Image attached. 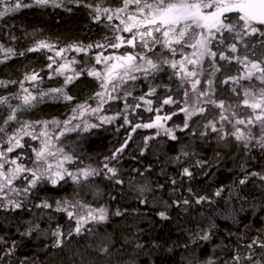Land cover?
Wrapping results in <instances>:
<instances>
[{
    "label": "trees",
    "instance_id": "1",
    "mask_svg": "<svg viewBox=\"0 0 264 264\" xmlns=\"http://www.w3.org/2000/svg\"><path fill=\"white\" fill-rule=\"evenodd\" d=\"M25 2H30V0H25ZM4 3L6 2H0V13L4 12ZM96 7L108 8L110 12L114 13L117 8L123 7V2L122 0H80L78 5L76 0H62L61 7L34 5L15 12L9 11L7 15L0 17V82H2L0 83V99L7 98V104H0V126L11 111L8 105L17 108L22 106L23 96L26 94L24 89H27L28 93L37 97V101L33 102L34 107L18 111V119L22 122L32 123L34 128L29 131H33V134L44 130L43 125L36 122L48 121L47 131L53 144L56 147H62L64 153L73 156L72 163L65 162L64 164L65 168L73 171L89 166L102 169L103 163L107 162L105 158H110L113 155L115 149L124 143L129 133L132 136L124 152L119 154L116 160H111L110 163V166L117 168L118 175L124 180V184L116 185L102 176H96L82 185H76L66 177L65 181H61L56 187L50 183L42 184L38 190H33L36 195L30 197L29 207L47 199L49 202L56 200L79 201L83 207L73 209L77 214H85L89 209L105 208L109 217L107 223L89 222L84 225L85 229H93L96 233L95 236L85 231L82 236L71 237L64 249H52L51 247L45 249L43 245L51 244V239L37 238L35 235L25 238L19 236L15 230L17 223L23 225L25 221L36 219V216L28 212H0V217L8 215L17 218L7 222L0 219V225H2L0 227V250L13 251L11 257L5 256V261L7 264H20L25 260L28 261V264H73V262L81 264V258L74 253L79 251L87 255L85 249L88 243L95 246L101 237L110 234L113 238V246L110 249L113 253L112 264H124L130 259L136 260V264H184L182 257H194L198 264H204L209 259L213 260L215 264H222L231 255L230 251L220 246L229 231L239 234L245 231V225L250 223L252 230L248 232L249 237L264 230V211L259 208L256 209L255 215L251 208L239 214L237 219L241 221L240 223L229 218L225 211L226 205H234L237 209L240 207L234 197L231 200L228 197V189L240 175V164H246L250 170L260 171L264 167V153L253 149L249 153L253 159L249 160L237 147L236 142L229 137L232 147L223 150L224 154L218 161L219 166L211 168L208 176L200 175V169H195L196 179L190 182L196 192L202 195H210L218 187L225 188L221 197L214 198L216 203L212 207L216 211L196 206L191 210V216H182L176 209H169L172 218L168 221L161 220L157 212L164 209L163 201H170L177 195H188L186 188L189 182L187 178L180 176L182 168L196 158L212 161L215 156L216 141L209 140L208 143L202 144L188 130H180L186 119L181 109L193 103L196 93L192 92L190 82L181 80L183 73H180L179 66L175 70L164 66V71L156 74L155 77L148 75L145 78L144 73H136L138 78L135 81H128L112 93L113 96H119L120 99L107 100L98 113H93L90 110L99 106V98L95 94L103 91L100 87V80L87 75V72L93 69L103 74L104 64H96L95 57L98 54L115 57L137 53L127 44L118 49L109 46L110 43L116 42L117 35L123 36L125 40L131 37L126 32L116 31L117 26L122 29L123 25L115 16L111 22L106 19L96 22L93 19L96 15L93 9ZM128 14H135L134 5L128 8L127 13H120V16L126 19ZM103 15L101 13V16ZM41 42L51 46L50 50L49 48H38ZM97 44H103L105 47H97ZM90 45L91 47H89ZM76 47L85 51L77 52L74 50ZM154 47L157 52L176 61H180L183 55H191L193 52L191 48H180V46L174 45L178 51L173 56L167 50L162 49L159 44ZM33 48H37V50L30 51ZM9 50L11 51L9 52ZM58 51H61L59 56L56 55ZM143 51H138V53H143ZM225 54L231 55L227 49H225ZM148 55L151 57L154 53L150 52ZM50 57L51 59H49ZM217 61L218 65H223V67L220 72L215 73L213 78L216 90L214 98L224 100L226 107L230 104L231 110L237 112L240 118H245L246 115L251 114V109L242 104L243 91L238 89L239 94L233 93L234 85L221 83L227 76L240 75L243 69L235 62L229 64L226 61H219L218 56ZM113 62L115 61L109 63ZM140 63L143 62L140 61ZM61 66L63 67L61 68ZM185 66L190 70L193 69L192 65L186 64ZM65 67H69L75 72L74 77L81 70H83V74L78 79L74 78L71 83L66 84V76L61 75ZM203 67L205 71L198 77L192 78L201 80L198 90L207 89L206 80L210 78L209 72L213 71L211 62L207 58L204 60ZM58 68L60 71H57ZM196 70L199 71V69ZM175 73L180 74L176 75ZM33 74H38L36 81L26 79ZM182 83L183 87H180ZM241 83L247 85L249 82L241 81ZM130 86L131 89H129ZM133 86H135V90ZM153 87L155 88L154 94L147 96L146 93ZM59 88H64L65 92L73 96L74 99L71 102H66L62 98L54 100L50 96L40 99L41 93H49L52 89ZM185 91L189 93L188 104L184 102ZM129 92L131 95H127ZM141 96L145 100H151V105L145 104L143 100L139 99ZM168 96H172L176 103L164 105L162 101ZM82 104L89 110L80 116L73 109H78ZM126 104L128 107L125 106ZM137 104L140 105L139 108L135 107ZM201 106L209 109L204 114L205 117L211 119L216 116L218 119L221 109L203 103ZM149 107L153 111H148ZM157 109L159 111H156ZM225 114L231 117V111ZM74 115L77 118L71 119ZM157 115L171 116V119L162 120L160 123L164 127L172 129L178 137L177 140H171L159 128L141 127L135 132H131L133 125L154 122ZM101 117H114V119L108 123H101ZM125 117L131 124L124 123ZM54 120L60 122L59 126L51 123ZM68 120L71 122L65 125L64 122ZM193 120L199 123L193 124L190 121V127L197 132L202 130L203 123L206 122L204 117L196 116L193 117ZM222 123L226 131L233 130L227 121ZM86 124L97 126L89 127L87 131H84ZM77 125L79 127L76 130H71ZM19 127L18 123L13 122L9 126V132L12 128L19 129ZM65 127L69 130L64 131ZM217 127H220L219 123ZM61 131H64V135H59ZM57 136L59 139H56ZM148 137H152V139H149L145 146L144 141ZM43 140L44 137L32 139L31 136H23L21 143L25 146L5 154L9 159L18 158V163H23L31 168L34 166L33 162L36 158L34 149L38 150ZM185 145H189L191 150L198 155L197 157H183L181 161L177 162L174 158L180 155V151ZM7 147V144H0V151H5ZM59 158L62 157L58 154L56 157H49V160L55 166ZM8 167L12 166L6 165L5 170ZM134 169L144 172V175H139ZM170 178H176L182 182L180 190L176 193L172 192L174 186L171 184ZM26 183L27 181L21 178L14 181V186L23 187ZM85 184L87 186H84ZM144 185L154 191L145 193L148 198L147 204H140L138 200L139 188ZM158 185H163V188H158ZM251 191L252 185L250 184L245 188V194H249ZM117 209L126 210V214L115 216L114 213ZM201 211L204 213L203 216L200 215ZM40 212L45 213L39 221L43 229L50 230L59 226L62 231L67 232L70 227H74L75 219L69 220L64 212L33 208V213ZM96 214H99L98 211ZM209 215L212 216L216 225V236L212 241L200 242L199 246L192 243L187 249L182 246L176 247L177 244H182L188 238L187 229L195 228L198 220L207 222L206 218ZM49 216L53 219L49 220ZM178 223L184 226L185 231L178 230ZM124 237H129L132 243L122 244ZM13 240L17 244L15 247L12 244ZM235 240L236 236L234 235L231 241ZM136 243L143 245L139 254L135 248ZM170 248L172 251H169ZM118 249L122 250L118 251ZM0 264H5V262L0 261Z\"/></svg>",
    "mask_w": 264,
    "mask_h": 264
},
{
    "label": "snow or ice",
    "instance_id": "2",
    "mask_svg": "<svg viewBox=\"0 0 264 264\" xmlns=\"http://www.w3.org/2000/svg\"><path fill=\"white\" fill-rule=\"evenodd\" d=\"M0 2H7V0H0ZM79 5L80 0H76ZM123 7L117 8L114 13L110 12L108 8L96 7L93 11L96 13L93 19L96 22H100L102 19H106L111 22L115 16L119 19L120 24L123 25L121 29L116 27V31L132 33L130 39L125 40L123 36L117 35L115 37V43H110V47L118 49L125 44L135 48L137 43L140 44L144 50L143 53H128L120 56H102L98 54L95 57L96 64H104L103 74L95 69L87 72L88 76L96 77L100 80V87L103 89L101 92H97L95 95L99 98V106L91 108L93 113L101 111V106L107 102V100L120 99L119 96H113L112 93L116 92L118 88H121L128 81H135L138 77L135 73H144L145 78L148 75L155 77L156 74L164 71V66L171 67L173 70L179 66L180 73H183L181 80L183 82H190L192 92L196 93V98L190 106L183 107L181 111L185 114V122L180 129L181 131L188 130L193 136L197 137L202 144L208 143L209 140L216 141L215 156L212 161L207 159L196 158L194 161H190L187 166H184L180 172V176L187 178L188 187L186 191L187 196L177 195L170 201H163L165 207L163 210L157 212V215L161 220H170L171 214L169 209H176L182 216H191V210L196 206H202L211 208L212 211H216L212 206L216 203L214 198H219L225 191L224 187H218L210 195H202L191 186V181L196 179L197 172L195 169H200V175L208 176L209 170L213 167H218V161L222 157L223 150L225 148H231L232 144L229 137L236 142L238 148H240L244 156L249 160L253 159L249 155L253 149L264 153V0H122ZM46 7L51 5L52 7H61L62 0H13V2L4 9V12L0 13V17L7 15L9 11H18L22 8H30L33 6ZM135 6V14H128L124 19L120 16V13H127L130 6ZM86 7L88 5H85ZM101 13L104 15L101 16ZM159 44L162 49L167 50L173 56L176 55L180 48H191L193 52L191 55H183L180 61L170 60L164 56L161 52H157L155 45ZM97 47H105L103 44H97ZM91 47V45L89 46ZM38 48H51V46L41 42ZM216 48L217 50H213ZM225 49L231 55L225 54ZM37 48L30 49V51H36ZM77 52L85 51L79 47L74 49ZM11 50H9L10 52ZM62 51V50H61ZM61 51L56 53L57 56L61 55ZM154 53L153 56H149L148 53ZM217 56L219 61H226L229 64L237 63L243 69V72L238 76H227L221 81L223 84L231 83L234 85L232 88L233 93L239 94L238 89L243 91V106L251 109V114L246 115L245 118H240L239 114L234 110H231V105L228 107L225 105V101L216 99L214 88V76L215 73L220 72L223 65H218ZM211 62L213 71L209 72V77L206 80L207 89L198 90V86L201 84L200 79H192L198 77L203 71V63L205 59ZM51 59V57L49 58ZM110 61H115L109 63ZM142 61L143 63H140ZM192 65L193 69L190 70L185 65ZM51 68V65H49ZM63 66H61L62 68ZM196 69H199L197 71ZM57 71H60L58 68ZM180 73H175L179 75ZM83 74V70L74 76H66V84L71 83L74 78H79ZM30 81H36L38 74H33L26 77ZM241 81H248L247 85L241 83ZM258 85L257 86V83ZM2 83V82H0ZM23 88V85H21ZM183 87V83L180 85ZM111 88V91H109ZM26 93L23 96L22 106L12 107L8 105L11 111L7 114L6 118L2 121L0 126V144H7L8 147L5 151H0V212L12 213V212H28L36 216V219L25 221L23 225L17 223L16 232L21 237L31 238L35 235L37 238L45 237L51 239V244H44L45 249L51 247L52 249H64L67 247V241L73 236H82L84 232H88L95 236L96 233L93 229H85L84 225L89 222H95L97 224L107 223L108 214L105 208L101 207L98 210L89 209L85 214H77L73 211L76 207H83L79 201L69 200H56L49 202L47 199L41 200L39 203L29 207L31 203L30 197L36 195L33 190H38L44 183H50L53 187H56L61 181H65V178H70L76 185H82L84 182L94 178L96 176H102L116 185L124 184L118 175V170L115 166H110L111 160H116L118 155L124 152L127 147L128 141L132 139L131 133L126 137L124 143L115 151L109 158L106 157L107 162L103 163L102 169L93 168L91 166L87 168H80L76 171L67 169L64 167L65 162L72 163L73 156L64 153L62 147H56L52 138L47 131L48 121H39L38 124H42L44 130L39 131L38 134H33L34 125L28 122H22L18 119L17 112L20 110H27L34 107L37 97L28 93L27 89H24ZM155 92L153 87L146 93L147 96H152ZM131 95V93H127ZM185 104H188L187 91L184 92ZM45 96H50L52 99H63L66 102H71L74 97L67 94L64 88L52 89L49 93H41L40 99ZM107 97V99H105ZM126 99V96L124 97ZM145 104L151 105V100H145L143 96L139 97ZM164 105L176 103L172 96H168L163 99ZM203 104L211 105L221 109L218 113V119L213 116L211 119L204 116L209 111L207 107L201 106ZM0 104H7V98L0 99ZM128 107V105H125ZM135 107L139 108L137 104ZM89 109L85 108L82 104L78 109H73L74 112H78L80 116ZM153 111L151 107L147 109ZM156 111H159L157 109ZM231 111V117L225 113ZM174 114V113H173ZM204 117L206 122L203 123L202 130L199 132L193 130L190 127L189 122L198 124L199 122L193 120V117ZM74 115L71 119H76ZM113 118L101 117V123L111 122ZM171 119L170 115L155 117V121L145 124H135L131 128V132H135L138 128H159L162 129L164 134L171 140L175 141L178 137L174 131L170 128L164 127L162 120ZM227 121L231 124L232 131H226L222 122ZM13 122L20 125L19 129L12 128L9 132V126ZM71 121H65V125ZM53 125L59 126V121H52ZM125 124H131V122L125 117ZM220 127H217V124ZM97 125H85L84 131H87L89 127H96ZM242 126V127H241ZM79 125L74 126L71 130H76ZM255 129V131H254ZM65 127L64 131H68ZM64 131H61L59 135H64ZM159 134V133H157ZM215 134V135H213ZM23 136H31L32 139L44 137L41 147L35 151V161L33 167H27L23 163H18V158L9 159L5 153H12L17 148H23L25 145L21 143ZM59 139V136L56 137ZM152 137L145 139L144 143L147 146L148 140ZM223 142V143H222ZM55 148V151L53 149ZM60 155L58 162L53 165L50 162L49 157H56ZM143 154V151H141ZM197 153L191 150L189 145H185L180 155L174 159L179 162L183 157H197ZM6 165H11L5 170ZM240 175L233 181L232 186L228 189V197L231 200L233 197L240 207L237 209L234 205H226L225 211L228 213V217L233 219L236 223L241 221L237 219L239 214H242L252 209L253 215L257 208L264 211V167L260 171L250 170L246 164H240ZM139 175H144V172L134 169ZM23 178L27 183L23 187L14 186V181ZM171 184L174 186L172 192L176 193L180 190L181 181L176 178H170ZM252 185V191L249 194H245V188ZM84 186H87L86 184ZM158 188H163V185H158ZM154 190L144 185L139 188L140 195L138 200L140 204H147L148 198L145 196L147 192H153ZM115 199V197H113ZM247 205V207H245ZM33 208L39 209H52L55 212H64L67 214L69 220L75 219L74 227H70L67 232L61 230L59 226L54 229H43L40 225V219L45 215L44 212L33 213ZM98 211V215L96 214ZM126 210L121 211L117 209L114 213L115 216H124ZM203 216V211L200 212ZM182 218V217H181ZM3 221L7 222L10 219L16 220V217H9L4 215L0 217ZM49 220L53 217L49 216ZM205 221H197L195 228H189L186 230L188 238L177 244L176 247H184L187 249L190 244L196 243L199 246L200 242H210L216 236V225L213 222V218L209 215ZM2 227V225H0ZM177 228L180 231H185L182 224H177ZM251 223L245 225V231L237 234L231 231L225 236L224 241L221 242L223 249L230 251L231 255L228 260H224L222 264H264V230L259 231L256 235L249 237ZM236 236L234 242L231 241L233 236ZM227 241V242H225ZM132 241L129 237H124L122 244H130ZM13 247L17 246L16 241L12 242ZM113 246L112 236L105 235L101 237L100 241L93 246L88 243L85 249L87 255L84 252L77 251L74 255L81 258V264H112L111 256L113 253L110 249ZM135 248L138 250L143 249V245L136 243ZM122 249H118L121 251ZM169 251H172L170 248ZM3 254H0V261H5V256L11 257L13 255L12 250H0ZM184 264H198L196 259L189 257H182ZM20 264H28V261H21ZM75 264V262H73ZM124 264H136V260L130 259L124 262ZM204 264H215L211 259L204 262Z\"/></svg>",
    "mask_w": 264,
    "mask_h": 264
},
{
    "label": "rangeland",
    "instance_id": "3",
    "mask_svg": "<svg viewBox=\"0 0 264 264\" xmlns=\"http://www.w3.org/2000/svg\"><path fill=\"white\" fill-rule=\"evenodd\" d=\"M13 2V0H7V2L6 3H4V5H3V8H6V7H9L8 5V3H12ZM128 35L131 37L132 36V33H128ZM133 50H135V52H137L138 53V51H142L143 49L141 48V46H140V44H138L137 43V45H136V47L135 48H132ZM75 74V72L74 71H72L71 70V68H69V67H65L63 70H62V72H61V75L62 76H73ZM136 74V73H135ZM257 83V85H258V82H256ZM132 87L130 86V88L129 89H131ZM133 89L135 90V86H133Z\"/></svg>",
    "mask_w": 264,
    "mask_h": 264
}]
</instances>
